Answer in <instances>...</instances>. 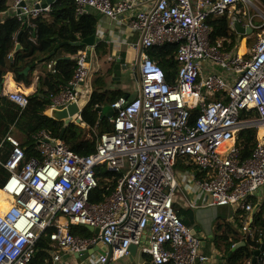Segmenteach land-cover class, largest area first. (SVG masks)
I'll return each instance as SVG.
<instances>
[{
	"label": "built area",
	"instance_id": "obj_1",
	"mask_svg": "<svg viewBox=\"0 0 264 264\" xmlns=\"http://www.w3.org/2000/svg\"><path fill=\"white\" fill-rule=\"evenodd\" d=\"M56 1L15 0V16L26 22L50 12ZM74 2L78 14L88 8L115 20L130 14L129 31L142 35L140 93L111 103L114 129L101 134L87 154L46 131L33 135L31 147H24L14 134L0 137V184L11 197L0 212V264H35L42 236L58 248L50 252L47 264L59 263L63 252L85 255L98 245L106 250L95 251L92 264H115L130 256L131 244L148 255L151 264L209 263L201 237L174 208L175 198L184 181L206 194L212 206L231 205L248 214L258 202L264 218V135H259L264 128V4L154 0L149 9L136 10L134 0ZM241 3L247 7L243 14L254 10L262 22H246L234 14ZM225 15L231 16L233 27L238 23L262 30L251 51L228 49L224 40L212 43L208 19ZM168 43L178 45L180 66L174 82L148 53ZM75 59L72 78L50 96L52 109L78 103L79 86L90 72L88 51L81 50ZM7 96L21 107L29 103L23 92ZM196 108L198 115L191 122ZM250 110L256 115L241 117ZM248 128H255L257 137L251 156L243 159L237 140ZM8 142L13 145L6 156ZM183 158L200 174L179 177L177 165ZM114 180L113 191L96 200ZM240 216L242 231L251 234L247 217ZM87 225L98 233L75 231Z\"/></svg>",
	"mask_w": 264,
	"mask_h": 264
},
{
	"label": "crops",
	"instance_id": "obj_2",
	"mask_svg": "<svg viewBox=\"0 0 264 264\" xmlns=\"http://www.w3.org/2000/svg\"><path fill=\"white\" fill-rule=\"evenodd\" d=\"M14 1L15 0H4L6 8H0V24H3L8 18L15 16V9L13 7ZM49 1L51 0H47V2ZM134 1L136 2V10L149 9L154 3V0ZM192 1L196 5H198L200 2V0ZM259 1L261 4H264V0ZM239 9L241 10V7ZM239 12L238 10H234L233 13L239 14ZM129 15L130 14H126L122 20H115L92 8L86 9L82 14L77 13L75 21L81 23V21L85 19V21L90 25V29L92 31V35L85 37L83 35V25H80L81 27L79 30H76V22L75 24L70 25L72 26V29L75 30V36L79 39L77 43L83 44L82 48H79L75 53L69 52L67 48L68 42L59 41L58 37H56L57 44L50 53L51 55H55L53 59L45 61L37 60L32 62L26 67L29 68L27 73H24L26 68H24L21 72L25 75L24 79L19 80L16 75L9 70L0 74V86H2L0 96H4V98H7L9 101H11L7 96L11 91L23 92L28 94L30 97V95L34 93L39 94L40 91L45 90L48 93L47 95L49 98V103L46 104V111L44 113L48 117L54 118L52 116V110L54 109L51 108L50 96L51 94L55 93V91L49 90L50 87L45 81L47 74L57 73L55 66L59 58L75 59L81 50L86 49L88 51L90 72L79 89V100L77 103L79 110L72 116L71 122L67 125H64L63 120L54 118L63 123L60 135H53L45 128H38L36 130L29 131L30 125L35 124L36 121L23 118H18L14 123H12L6 134H14L21 141V144H23L24 147H31L33 135L41 131H46L54 138L65 142L64 134L68 127L74 123L82 129V131L78 130L79 133L74 142L76 143L74 150L77 152H86L87 150L91 149L90 147H94L95 149L100 141L101 134L107 132L106 130L109 128L108 126L112 125L113 127L112 118L114 113L112 112L111 103L114 101V99L116 100L121 96L127 97L128 99H133L138 97L140 93V74L139 64L137 62L141 55V47L139 45H141L142 35L140 32L129 31L127 26ZM241 17L247 22L249 18L254 20V18L259 16H257L255 11H249L244 13ZM30 22V19L26 20V24H30ZM65 24H70V22L66 21ZM253 32L254 31H252L250 34H242L236 31L238 37V46H234L238 47L236 48L237 50L240 52L242 51L240 50L242 48L241 44L242 41L245 40V51L242 53L251 51L253 46L251 42ZM21 34L22 33L19 32L17 35L16 45L10 54V59H14L15 54L22 47L20 41ZM34 34L30 35L31 37H29V40L37 42V33ZM88 38H93V44L90 45L85 42V40ZM222 40H224L225 44V39H220L218 42ZM18 44L21 46L18 50H16ZM116 64L121 65V67L117 69L121 70L119 73H117L115 70ZM123 65L127 66V68L123 69ZM129 74L131 75L130 79L133 81L132 85H130L128 81ZM61 84L62 83L58 84V90H56V92L60 90ZM96 92L103 97V101L99 100L94 104L92 111L96 115V123L95 125H91L85 122L83 116L84 110L90 104L92 97ZM11 102L14 103L13 101ZM14 104L17 105L16 103ZM17 106L22 109L26 107H21L19 105ZM106 108H108L107 111H105ZM6 134H2L0 137L5 136ZM68 145L70 147L72 146L70 143H68ZM11 148L12 145L8 144L6 156L10 152ZM28 151L33 153L31 149H28ZM188 161L189 160L187 158H183L179 161L177 165L179 166V168H177V174L179 177L186 176L190 172H193L196 175L200 174V172H198L196 169V166L194 164L191 166ZM183 182L184 181H180L181 186L178 193L176 194L174 208L179 213V215L182 216L184 223L192 227L201 237L202 251L211 257V260L207 264H230L229 256L234 254L241 246H244L245 240L249 236H254L256 234L257 229H254L255 226H253V223L251 224L255 215L262 213L259 224L264 221L263 211L260 204L258 202L256 203L255 207L259 205V208L255 214H253L254 210L248 214L246 212L244 214L243 211H236L235 207L231 205L212 206L209 205L208 196L206 194L199 191L196 186L194 187L189 183ZM190 203H194V205L190 206ZM225 207L229 208L221 210ZM240 214H243L244 217H247V220L251 225V234H246L242 231L241 227L243 226V218H241ZM262 234L263 233L260 235L262 236ZM50 242L51 241L49 240L47 243L48 245L42 248V251L45 252L47 256L44 258V262L41 261L40 264L51 263L52 257L50 252L54 249L58 251V248H56ZM229 242L231 244H229ZM263 244L264 240L261 241V245L258 248H253V255L249 260L246 261L245 264H251L254 257V252L258 250ZM95 251L97 250H92L91 253L85 255L63 252L62 260L57 264H92V259L94 256L93 254H95ZM37 256L38 254L36 255V263L40 260V257L37 259ZM150 260V257L143 254L138 248L136 254H134L132 257L130 255L119 260L115 264H151Z\"/></svg>",
	"mask_w": 264,
	"mask_h": 264
},
{
	"label": "trees",
	"instance_id": "obj_3",
	"mask_svg": "<svg viewBox=\"0 0 264 264\" xmlns=\"http://www.w3.org/2000/svg\"><path fill=\"white\" fill-rule=\"evenodd\" d=\"M0 8H6L4 0H0ZM0 9V10H1ZM77 16L76 6L74 0H57L51 5V11L39 15L38 17L31 18L30 24H26L24 20H19L16 16L8 18L3 24H0V74L5 73L7 70L12 71L19 80L25 78L22 72L24 68L30 65L34 61H45L53 59L55 55L50 53L53 51L57 44V38L59 41H67V48L69 52L75 53L79 48L83 47V44H78L79 39L75 36L71 24H75V18ZM50 17V18H49ZM69 21L70 24H65ZM77 23L76 30L80 29V25L84 27V36L92 35L90 25L83 19L81 23ZM209 25L212 27L211 41L217 43L220 39L232 37L229 31L228 16L222 17H210L208 19ZM87 24V25H85ZM20 33V41L22 47L15 54L14 59H10V54L15 48L17 35ZM37 33V42L29 40L30 35ZM36 35V34H34ZM228 40V39H227ZM226 42V41H225ZM178 49L177 44H164L161 46H154L148 49L149 55L156 59L164 69L166 78L170 82H174L175 74L178 70L179 64L176 59V52ZM230 49V48H229ZM77 66L76 59L73 58H59L56 64V74H47L45 81L49 85L51 91L58 90L59 83H67L72 77ZM50 91V92H51ZM47 91L42 90L38 93H34L29 97V103L25 108H20L4 96H0V136L6 134L11 126L18 118L35 120V124H31L29 131L36 130L38 128H45L53 135L59 136L63 123L57 119L48 117L44 112L46 111V104L49 103ZM103 101V97L97 92L94 93L90 104L84 110V120L86 123L95 125L96 115L93 113L92 108L97 101ZM115 100V99H114ZM198 108L191 111L190 121L194 122L198 115ZM254 110L246 111L244 114L254 115ZM107 132L113 131L112 125L108 126ZM113 128V129H112ZM82 129L77 124H71L64 134V140L70 143L73 149H75V140L78 137L79 131ZM105 133V132H104ZM103 134V133H102ZM259 135H264V128L259 130ZM257 130L255 128H248L240 131L237 143L242 147V158H248L251 156L254 145L256 143ZM67 143V144H68ZM8 144L13 145L11 142ZM93 146V145H92ZM86 152L90 153L94 150V147ZM79 150V149H78ZM81 151V150H79ZM191 166L193 164H190ZM195 167V166H193ZM116 180L111 182V186L106 190L99 191V197L96 200L104 199L109 195L115 185ZM4 195V196H2ZM11 202V197H7L2 190L0 184V211L4 210ZM262 217V213L255 215L251 224L253 223L254 229H257L254 236H249L245 240V245L241 246L234 254L229 256L230 264H245L253 255V248H258L261 245V241L264 240V221L259 224V220ZM261 226V227H260ZM260 227V228H259ZM262 229V230H261ZM76 232L87 234L89 230L85 226H79L75 228ZM261 233L262 236L260 235ZM49 242L47 236H42L36 247V254L34 262L40 264L44 262V258L47 256L42 251L43 247H46ZM231 242V241H230ZM229 242V244H231ZM37 259L40 260L36 263ZM257 264H264V253L259 255Z\"/></svg>",
	"mask_w": 264,
	"mask_h": 264
},
{
	"label": "water",
	"instance_id": "obj_4",
	"mask_svg": "<svg viewBox=\"0 0 264 264\" xmlns=\"http://www.w3.org/2000/svg\"><path fill=\"white\" fill-rule=\"evenodd\" d=\"M235 29H236V31L238 32V33H242V34H250L251 32H252V29L250 28V27H244V26H242L241 24H235ZM93 38H88L87 40H85V42H87L88 44H93V40H92ZM20 44H18V46H17V48H16V50H18L19 48H20ZM139 62H140V59L138 60V64H139ZM121 67V65H119V64H116L115 65V70L117 71V73H119V71L121 72V70H117L118 68H120ZM122 68L123 69H126L127 68V66H125V65H123L122 66ZM28 70H29V68H26L25 70H24V73H27L28 72ZM1 87L2 86H0V91H1ZM81 88V86H79V89ZM79 110V106L77 105V103H71V104H69L67 107H65V108H62V109H54V110H52V116L54 117V118H57V119H59V120H63L64 121V125H67V124H69L70 122H71V120H72V116L77 112ZM112 112L114 113V110H112ZM259 208V205H257L255 208H254V212H253V214H255L256 213V211H257V209ZM87 227V229L88 230H90V231H93V232H95V233H98V229H95L94 227H92V226H90V225H87L86 226ZM101 244V243H100ZM95 249L96 250H100L101 252H104L105 250H106V246L105 245H101L100 246V248H99V245L97 246V247H95ZM94 249V250H95ZM137 246L136 245H134V244H131L130 245V247H129V250H130V255H131V257L134 255V254H136V251H137ZM93 250V251H94ZM92 252V250H89L88 252H87V254H89V253H91ZM264 252V244L258 249V250H256L255 252H254V257H253V259H252V262H251V264H257V262H258V257H259V255L260 254H262Z\"/></svg>",
	"mask_w": 264,
	"mask_h": 264
},
{
	"label": "rangeland",
	"instance_id": "obj_5",
	"mask_svg": "<svg viewBox=\"0 0 264 264\" xmlns=\"http://www.w3.org/2000/svg\"><path fill=\"white\" fill-rule=\"evenodd\" d=\"M240 7H241V10L239 12V15L240 16H243V10H247V7L243 3L240 4ZM252 11H254V10H251V12ZM233 12H234V10H233ZM228 20H229V31H230V34L232 35V37L226 38V42H225L224 45L227 46V48L229 49V48H232L234 45L235 46H238V37H237L236 30H235V26L232 27V18H231V16L228 17ZM254 21L256 23H261L262 22V18H260V17L254 18ZM258 32H262V30L261 29L254 30L253 36H252V40H251L252 44H253V42H254V40H255L256 35H257ZM227 39H229V41ZM241 47H242L240 49V50H242L241 52H244L245 51V40L242 41ZM236 48H238V47H236ZM130 78H131V75L129 74L128 75V81H129L130 85H132L133 84V81ZM107 109L108 108H106L105 111H107ZM254 115H256V113ZM254 115L244 114L241 117L242 118H249V117H252ZM14 133H16V132H14ZM177 168H179V166H177ZM228 208L229 207H225L224 209H221V210H225V209H228Z\"/></svg>",
	"mask_w": 264,
	"mask_h": 264
},
{
	"label": "bare ground",
	"instance_id": "obj_6",
	"mask_svg": "<svg viewBox=\"0 0 264 264\" xmlns=\"http://www.w3.org/2000/svg\"><path fill=\"white\" fill-rule=\"evenodd\" d=\"M242 53V52H241ZM228 145V143H224V146H227ZM4 192V191H3ZM2 196H4V195H2ZM10 205V204H9ZM8 205V206H9ZM8 206H6V208L8 207ZM1 212V211H0Z\"/></svg>",
	"mask_w": 264,
	"mask_h": 264
}]
</instances>
